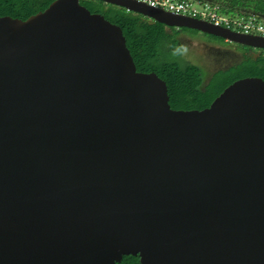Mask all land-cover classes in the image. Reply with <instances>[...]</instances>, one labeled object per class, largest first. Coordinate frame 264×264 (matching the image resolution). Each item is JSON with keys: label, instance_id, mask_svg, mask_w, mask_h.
<instances>
[{"label": "water", "instance_id": "water-1", "mask_svg": "<svg viewBox=\"0 0 264 264\" xmlns=\"http://www.w3.org/2000/svg\"><path fill=\"white\" fill-rule=\"evenodd\" d=\"M264 50L136 0H101ZM264 264V79L173 109L80 0L0 16V264Z\"/></svg>", "mask_w": 264, "mask_h": 264}, {"label": "trees", "instance_id": "trees-1", "mask_svg": "<svg viewBox=\"0 0 264 264\" xmlns=\"http://www.w3.org/2000/svg\"><path fill=\"white\" fill-rule=\"evenodd\" d=\"M52 1L54 0H0V16L8 15L24 20L47 8ZM218 1L223 5L222 11L226 15L255 14L264 17V0ZM80 3L91 12L100 13L111 23L121 27L137 71L155 72L165 81L169 104L173 109H203L209 106L225 87L239 78L256 76L264 79L262 49L239 44L243 47L239 61L226 69L210 73L186 58L171 56L172 48L182 44L177 37L180 31L199 35L198 30L168 27L142 14L101 0H80ZM202 34L210 36V39L223 40L211 34ZM116 264L140 262L138 256L124 255Z\"/></svg>", "mask_w": 264, "mask_h": 264}, {"label": "built area", "instance_id": "built-area-1", "mask_svg": "<svg viewBox=\"0 0 264 264\" xmlns=\"http://www.w3.org/2000/svg\"><path fill=\"white\" fill-rule=\"evenodd\" d=\"M150 7L159 8L174 14L186 15L207 21L214 26L224 27L243 34L264 37V17L258 15H226L223 5L210 0H136Z\"/></svg>", "mask_w": 264, "mask_h": 264}, {"label": "flooded vegetation", "instance_id": "flooded-vegetation-1", "mask_svg": "<svg viewBox=\"0 0 264 264\" xmlns=\"http://www.w3.org/2000/svg\"><path fill=\"white\" fill-rule=\"evenodd\" d=\"M199 32L200 33L198 35V33L192 34L190 32L180 31L177 34V37L179 38L181 43H184V41H186L187 39H194V37H199L200 40H202V42L208 47L210 53H212L211 57L213 64L208 72L211 73L218 69H226L232 64L239 61V59L241 58L243 47H240L238 43L230 42L226 39H223L222 41L215 40L214 38L210 39V36L202 34L203 32L201 31Z\"/></svg>", "mask_w": 264, "mask_h": 264}, {"label": "rangeland", "instance_id": "rangeland-1", "mask_svg": "<svg viewBox=\"0 0 264 264\" xmlns=\"http://www.w3.org/2000/svg\"><path fill=\"white\" fill-rule=\"evenodd\" d=\"M182 44H187L189 46L190 52L188 61L199 64L208 71L212 67V53H210L208 47L200 40L199 37L194 39H187Z\"/></svg>", "mask_w": 264, "mask_h": 264}, {"label": "clouds", "instance_id": "clouds-1", "mask_svg": "<svg viewBox=\"0 0 264 264\" xmlns=\"http://www.w3.org/2000/svg\"><path fill=\"white\" fill-rule=\"evenodd\" d=\"M189 52L190 49L187 44H179L172 48L171 56L173 58H188Z\"/></svg>", "mask_w": 264, "mask_h": 264}]
</instances>
